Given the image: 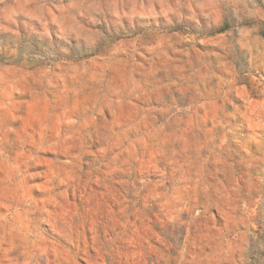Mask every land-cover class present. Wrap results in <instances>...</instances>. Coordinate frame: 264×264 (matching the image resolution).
Returning <instances> with one entry per match:
<instances>
[{
    "label": "rangeland",
    "instance_id": "374dc122",
    "mask_svg": "<svg viewBox=\"0 0 264 264\" xmlns=\"http://www.w3.org/2000/svg\"><path fill=\"white\" fill-rule=\"evenodd\" d=\"M0 264H264V0H0Z\"/></svg>",
    "mask_w": 264,
    "mask_h": 264
}]
</instances>
